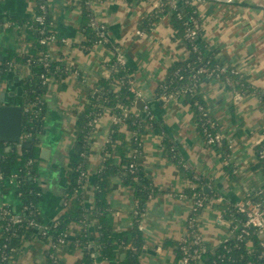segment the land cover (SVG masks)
<instances>
[{
  "label": "crops",
  "instance_id": "crops-1",
  "mask_svg": "<svg viewBox=\"0 0 264 264\" xmlns=\"http://www.w3.org/2000/svg\"><path fill=\"white\" fill-rule=\"evenodd\" d=\"M47 3L53 30L59 38L67 39V43L51 44L50 53L63 63L73 65L75 70L63 81L51 82L43 94V129L34 145L39 158L37 174L29 176V181L36 182L42 189L37 204L39 227L23 234L10 264H47L53 256L51 241L42 238L40 233L65 211L64 199L72 183L70 152L76 141L75 123L89 102L91 88L104 78L108 63L115 58L113 45L125 49L133 86L143 93V99L128 111L145 120L149 115L154 116L156 125L142 120L137 122L136 128L128 129L124 116L119 117L105 108L90 138L88 177L81 189L84 206L89 214L95 208L96 179L104 158L110 156L116 165L121 162L120 154L105 152L112 126L118 122L128 140L140 137L143 176L155 192L149 194L140 215L136 185L126 182L124 174L113 176L103 203L102 222L106 228L113 236L124 234V240L128 235L135 240L132 235H138L134 228L140 215L139 264H181L179 244L188 234L196 191L207 199L205 207L196 215V224L206 245L215 250L233 234L235 205L248 193L264 188V171L257 160V145L264 136L261 100L264 93V0H194L203 29L199 40H204L207 50L215 52L223 65L238 68L245 75L241 89L216 78L203 79L198 86V92L225 135L222 150L206 142L188 96L170 97L169 93L173 92L161 91L169 68L190 56L186 32L184 36L177 35L170 11L155 23L141 27L143 19L156 13L161 0H93L90 6L93 19L104 26L107 42L87 48L84 46L88 38L84 28L87 9L81 1L47 0ZM34 16L35 0H0V70L9 53L23 56L30 48L17 26L11 25L9 20L14 18L20 22ZM31 70L30 65L22 64L0 77V92L9 104L19 105L22 113L26 105L23 80L31 76ZM146 104L149 110H145ZM22 141L21 134L18 143H3L9 151L16 145L20 147ZM122 146L128 145L122 143ZM25 147L33 146L29 142ZM20 167L19 162L11 165V174L4 185L0 184V237L3 210L8 211L7 216L17 217L25 212L18 194ZM13 175H18L17 179L13 180ZM196 186L201 190L193 191ZM88 221L90 242H97L96 219L92 213ZM77 235L78 231L70 240H75ZM133 240L128 242L133 243ZM113 243L117 247L118 264H127V249L132 244L118 246L115 239ZM98 247L101 248L100 244ZM249 248L254 249L251 241ZM57 250V264L84 262L86 249L82 244L70 247L65 243ZM97 262L100 264L99 258Z\"/></svg>",
  "mask_w": 264,
  "mask_h": 264
},
{
  "label": "trees",
  "instance_id": "trees-1",
  "mask_svg": "<svg viewBox=\"0 0 264 264\" xmlns=\"http://www.w3.org/2000/svg\"><path fill=\"white\" fill-rule=\"evenodd\" d=\"M83 7L87 10L84 28L87 31V41L85 42V48L91 47L98 42H107V36L105 34V28H98L93 25V12L90 8L93 0H80ZM141 1V0H132ZM162 4L157 9L156 13L147 16L141 22V27L155 23L159 18L165 15L168 11L172 13V23L177 30V35L184 36L187 27L190 25L192 18H197V8L194 4V0H177L176 8H171L167 2L169 0H161ZM41 2H47V0H35V13L45 14L46 20L44 24L36 21L35 18L30 17L24 21H18L14 18L10 19L11 25L17 26L18 33L22 34L24 40L30 44L29 51L26 55H18L13 52L9 53L0 70V77L3 78L7 73L16 70L22 64H28L31 66V76L23 80V86L25 89L26 105L23 106L22 122H21V134L23 141L19 146H15L13 149L6 151V144L0 142V170L3 172L5 178L11 174L10 167L16 162L21 164V179L18 183V194L23 202L24 215L20 218L23 221L20 224H12L8 229L3 230L0 237V264H10L14 260L16 249L20 247L22 236L25 232L33 228L29 225L31 218L38 219L37 204L41 199V186L36 182L31 183L29 176L33 177L37 174L36 166L39 162L38 154L34 149V145L38 143V136L43 129V114L45 110V102L43 94L48 85L53 81H63V79L75 70L73 65L63 63L58 58H54L50 53V44L48 42L43 43L42 38L45 34H56L52 28L51 17L49 8L44 12L39 8ZM180 14V16H179ZM187 22L189 24H187ZM144 29V28H143ZM45 31L46 33H42ZM203 35L202 26L198 31V37ZM57 40L54 43L60 42L59 36L56 34ZM109 43V42H108ZM186 43L190 49V56L183 62H177L175 65L169 68V74L164 84L167 87L162 86V92L168 94L174 92L177 95L188 96L189 103L193 107L194 114L198 124L201 128L202 120L200 119L199 112L194 106L196 99L205 102L201 94H187L185 89L191 86L194 82L193 73L200 65V58H204L208 61V65L211 69L217 68L224 63L220 61L219 57L215 55V52H209L206 48L204 40H199L196 44V50L190 39H186ZM119 45H113L114 50ZM49 60L47 64V60ZM108 66H116V71L111 75L110 79L102 78L99 80L89 92V102L86 104L84 110L79 114L75 123V135L76 141L70 152L71 179L72 183L65 196V211L56 218L53 224L49 225L46 230L43 229L40 235L44 239H48L52 243L53 256L49 258L47 264H57V245L59 239L65 237L66 244L70 247H75L77 244H82L85 247V258L83 264H97V259H100V264H118L117 256L115 252L117 247L113 241L116 240L118 246H126L132 244L130 249H127V264H139V255L142 251V231L140 230L139 218L144 210V204L149 197V194L154 193L150 183L145 180L142 169V141L139 136L133 137L130 140L127 139V134L121 129V124L116 122L112 126V132L109 140L106 144L105 152L108 154L121 155L122 159L119 165L114 164V160L107 156L103 160V166L98 178L96 179V197L97 202L95 208L91 213L94 215L95 231L98 232V240L94 243L90 242L89 228L90 222L88 221L89 211L85 208L83 203L82 186L88 176H85L87 167V157L91 153V136L95 129L96 121L100 119L105 108H110L113 114H117L119 117L124 116V122L128 129L136 128L137 122L148 121L156 125L153 120L154 116H148V120L143 119L141 115H136L131 111H128L139 99L135 98V95L131 91L132 75L129 72L127 64L119 65L113 58ZM228 66V65H227ZM194 67V68H192ZM232 67V66H228ZM183 78H180V76ZM230 78L234 81H240L239 84H234V87L242 88V84L245 81V75L240 77L239 74H229ZM201 80L211 79L207 75H202ZM118 86V89L115 88ZM264 93H262L263 95ZM206 104V103H205ZM128 111V112H127ZM127 115L125 116V113ZM151 123V124H152ZM221 128L217 126V130ZM202 130V129H201ZM141 132V131H140ZM204 134V132L202 131ZM226 140V139H225ZM31 143L33 147H25L26 143ZM122 143H126L128 146L123 147ZM24 144V145H23ZM211 146L217 147L218 150L223 149V144ZM21 149V151H19ZM264 149V140L257 145V160L261 170L264 171V159L260 157V152ZM182 165V164H181ZM124 174L126 182L136 185L137 192L140 197L138 204V215L135 224V231L137 234L135 240H124V234L113 236L109 229L104 225L103 203L110 188V179L116 175ZM5 180H0V184L4 185ZM201 188L196 186L194 190L200 191ZM192 191V192H193ZM189 192V190H188ZM196 192V191H195ZM194 192V193H195ZM186 193V192H185ZM192 195V193H191ZM202 195V194H201ZM200 208L196 211L195 215H198ZM234 230L231 237L220 244L215 250H211L208 247L207 252L203 256L202 263L191 264H264V249L261 246V236L254 230L250 229L248 235L242 234L241 221L245 217L233 208ZM103 218V219H102ZM103 220V222H102ZM106 221V220H105ZM9 222V216L4 219V224ZM107 223V221H106ZM108 224V223H107ZM80 225V228L77 226ZM191 230V229H190ZM78 231V235L75 240H70L73 233ZM242 234V236H240ZM189 236V230L186 237ZM240 236V237H239ZM133 240V243L128 241ZM249 241L254 243V249L250 250ZM77 243V244H76ZM100 244L101 248L98 247ZM135 247V248H133ZM180 258L183 256L182 244H179ZM182 264V263H181Z\"/></svg>",
  "mask_w": 264,
  "mask_h": 264
},
{
  "label": "built area",
  "instance_id": "built-area-1",
  "mask_svg": "<svg viewBox=\"0 0 264 264\" xmlns=\"http://www.w3.org/2000/svg\"><path fill=\"white\" fill-rule=\"evenodd\" d=\"M171 8H176L177 0H169L167 2ZM39 8L42 11H46L48 7L47 2H41L39 4ZM180 16V14H179ZM35 20L40 22L41 24L45 23L46 15L45 14H37L35 13L34 16ZM93 25L98 28H103V25H99L97 20L94 18L92 21ZM187 24H189L187 22ZM201 28V22L197 18H192L190 25L187 27L185 37L186 39H190L194 45V49L196 50V44L199 41L198 37V31ZM42 33H46L45 31H42ZM139 34H142L143 32L138 31ZM57 40L56 34H45V36L42 38V42L46 43L48 42L50 45L54 44V42ZM61 42L67 43V39L60 38ZM47 64L49 62L48 59H46ZM115 60L116 63L119 65H126V54L125 49L121 46H117L115 49ZM194 68V67H192ZM116 71V66H109L107 67V70L105 71L104 78L110 79L111 75ZM229 74H239L240 77L244 76V73H242L238 68L235 67H228L227 65H220L217 68L211 69L208 65V61L204 58H200V65L196 68V71L193 73V84L191 86H188V88L185 89V93L187 94H196L197 88L201 82V76L207 75L208 77H211L212 79H218L223 80L225 84L233 85L241 83L239 80L234 83V81L230 78ZM180 78H183L181 75ZM131 83V91L135 95L136 99H143V93L137 90L133 86V81H130ZM164 87H167L166 84H163ZM115 88L118 89V86L115 85ZM176 93H169L170 97H175ZM262 103L264 106V94L262 95ZM195 108L199 112L200 119L202 120L201 124V131L204 132L203 136L206 140V142L210 145L216 144L221 145L225 142V135L222 132V130H217V121L213 118L212 113L205 104V102L200 101L199 99H196L194 102ZM145 110H149V105L146 104L144 106ZM264 140V136L261 138L260 142ZM230 141V140H228ZM260 157L264 159V149L260 152ZM85 176H88V173H85ZM18 175H13V180L17 179ZM7 178V177H6ZM3 172L0 170V180L6 179ZM18 182L20 180L18 179ZM207 203L206 197L202 196L200 193L195 192L193 195V203H192V209H191V216L188 220V227H189V236L184 237L181 240L182 244V250H183V256L181 258L182 264H191L193 262L195 263H202L203 256L207 252L208 247L202 237V234L200 233L198 226L196 224V211L200 208H204ZM236 211L240 214H242L245 219L241 221V231L242 234L248 235L250 233V229H254L260 236H261V246L264 249V188H258V190L248 193L241 201H239L235 205ZM8 214L7 210H3V219L6 218ZM23 221L22 218L17 216H9V222L3 226V230L8 229V227L12 224H20ZM29 225L32 227H39V223L36 221V219L33 217L29 220ZM48 227H44L43 229L46 230ZM191 229V230H190ZM240 234V236H242ZM239 236V237H240ZM66 243L65 237H61L59 239V244L57 247L64 245Z\"/></svg>",
  "mask_w": 264,
  "mask_h": 264
},
{
  "label": "water",
  "instance_id": "water-1",
  "mask_svg": "<svg viewBox=\"0 0 264 264\" xmlns=\"http://www.w3.org/2000/svg\"><path fill=\"white\" fill-rule=\"evenodd\" d=\"M21 114V107L9 104L0 92V142L18 143L21 140Z\"/></svg>",
  "mask_w": 264,
  "mask_h": 264
}]
</instances>
